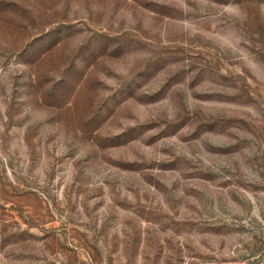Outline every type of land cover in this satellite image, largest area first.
Listing matches in <instances>:
<instances>
[{"label": "rangeland", "instance_id": "obj_1", "mask_svg": "<svg viewBox=\"0 0 264 264\" xmlns=\"http://www.w3.org/2000/svg\"><path fill=\"white\" fill-rule=\"evenodd\" d=\"M0 264H264V0H0Z\"/></svg>", "mask_w": 264, "mask_h": 264}]
</instances>
